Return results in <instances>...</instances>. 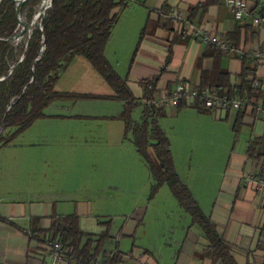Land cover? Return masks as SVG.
<instances>
[{"label":"crops","instance_id":"obj_1","mask_svg":"<svg viewBox=\"0 0 264 264\" xmlns=\"http://www.w3.org/2000/svg\"><path fill=\"white\" fill-rule=\"evenodd\" d=\"M207 1L210 2L205 3ZM244 1L249 10L245 19L239 21L226 0H136L121 11L105 54L126 79L133 95L143 103L144 88L140 79L158 75L161 69L164 72L158 76L156 100L164 93H171L179 84L208 87L217 78L216 69L228 71L231 83L236 84L245 67L249 84L253 87V82L258 80L257 90L264 95V0ZM173 11L184 19L183 28L174 21ZM255 17H260V22L255 23ZM248 26L256 31L252 41ZM193 27L228 39L229 48L203 42L193 36ZM237 31L238 39H231ZM245 47L249 48L248 54L243 50ZM169 53L171 60L167 64ZM56 88L64 92L114 94L113 88L82 56H75L60 73ZM192 105L163 109L169 117H173L174 110L178 112L176 117L181 118V126L184 125L180 132L186 137H189L191 124L197 125L196 130L204 124L210 125L215 128L216 139L230 132L239 118L243 121L241 130L248 128L245 142L231 147L223 167L214 170L209 164L210 173H194L187 164L182 172L177 170L191 190L198 187V191L192 190L194 196L216 223L219 233L232 245L238 264H264V194L247 179L251 173L264 176V97L251 99V104L241 110L209 114L199 112ZM123 108L124 101L114 98L58 101L47 108L46 117L0 149V264H49L52 240L42 235L40 229L50 227L53 215H77L84 232L102 233L105 226L99 220L111 219V214L103 215L99 205L94 210L92 203L87 205V199L79 196L93 195L98 202L112 196L116 201H133L138 207L135 197L141 195L139 176L134 178L131 172H126V177L120 178L117 173L130 167L133 171L135 166L121 155L141 159L134 143L126 136L124 120L118 118ZM95 122H103V135L108 139L103 141V159L110 154V172L105 174L106 181L97 177L92 184L87 182L81 186V191L66 190L56 177L67 168L74 171L97 168L93 162L88 165L84 157L89 142L87 136ZM199 133L201 136L202 131ZM111 139L116 141L113 143L116 147H108ZM255 139L260 142L255 147L249 146ZM221 146L220 143L216 148ZM149 183L146 181L144 187ZM211 183L215 188L206 210L202 201H207ZM174 210L176 205L166 213L171 217L164 237L155 226L154 236L147 245H134L127 253L107 245V251L121 250L125 258L120 264H221L213 260L202 229L192 224V218L189 222L186 213L182 215L185 224L178 235L173 227L178 223ZM139 211L138 208L133 210L127 220L132 227L127 226V231L119 233L118 237L132 236L139 225L144 224L150 209L146 214ZM37 218L39 221L35 224L33 220Z\"/></svg>","mask_w":264,"mask_h":264},{"label":"trees","instance_id":"obj_2","mask_svg":"<svg viewBox=\"0 0 264 264\" xmlns=\"http://www.w3.org/2000/svg\"><path fill=\"white\" fill-rule=\"evenodd\" d=\"M41 1L29 0L21 6L22 11L26 10L29 22ZM128 4V0H54L47 8L42 22L35 24L31 33L18 40H8L19 30V14L14 1L0 2V78H3L0 79V127L4 122L0 133V149L37 120L46 117L47 108L55 102L102 98L122 100L124 108L118 118L124 120L126 136L132 140L152 172L150 198H154L165 183L169 184L180 205L190 213L192 224L202 229L209 242L213 260L220 261L221 264H238L231 251L232 245L219 233L216 223L204 212L176 170L169 137L159 123L164 107H157L154 103L158 98V75L140 79L145 103L140 102L133 95L126 79L115 70L105 54L112 30L121 11ZM248 27L251 28L249 36L252 41L256 31L253 27ZM237 34L238 31L231 39L237 40ZM43 36L45 50L41 59L34 63L40 55ZM243 50L249 53L248 47ZM75 56L87 59L113 88L114 94L59 91L56 84L60 73ZM13 65L14 69L8 74ZM214 73L217 78L208 87L218 88L220 92L230 95H248L256 100L264 97L262 91L249 84L246 67L238 76L240 82L236 84L231 83L228 71L216 69ZM33 77L35 79L31 82ZM13 99L14 102L8 108ZM139 104H143V109L140 120L136 121L132 114ZM186 105L188 104L183 103L180 107ZM192 106L200 111L212 112L198 101ZM242 124V119H237L234 131L239 132ZM259 142L260 139H255L249 146L255 147ZM38 221V218L33 220L35 224ZM99 222L105 226L102 233H87L81 229L77 215H53L50 227L40 229V232L49 236L52 241L62 242L67 251L65 264H120L125 254L119 249L112 252L106 249L111 238L112 219Z\"/></svg>","mask_w":264,"mask_h":264},{"label":"rangeland","instance_id":"obj_3","mask_svg":"<svg viewBox=\"0 0 264 264\" xmlns=\"http://www.w3.org/2000/svg\"><path fill=\"white\" fill-rule=\"evenodd\" d=\"M27 1L29 0H26L23 4H25ZM128 1H129V4H132L136 0H128ZM43 2L44 0H42L40 4L36 6V9H37L36 13L33 15L32 20L30 22L27 17L26 10L22 11V8L20 9V14L22 17L23 16L25 17L24 21L26 24L25 30L22 33L20 38L25 37L27 33H31V31H33L35 24L41 23V18L43 14H40V11L42 9ZM21 28H22V25L19 24L18 32L20 31ZM170 55L171 54L169 53L168 55L169 57L166 59V62L167 60L170 62L171 60ZM162 72H164V70L161 69L158 76ZM138 100L140 102L143 101L141 100V98ZM142 109H143V104H139L135 108L132 114V117L134 120L136 121L140 120ZM184 109L186 110L187 108H184ZM198 111L209 114L208 112H204L200 110ZM177 113L178 112L174 110L173 117H169L165 113V111H162L160 119H159V123L161 127L163 128V130L165 131V133L167 134V136L169 137L170 143L173 145V147H171V150L173 154L174 164H175V167L177 164L176 170L179 169L180 172H182V170L185 169V165L187 164L190 165L194 173L195 171L199 173H205V172L210 173L209 169H211V167L212 169L217 170L223 167L224 164L228 161V158L230 156L231 147L236 146V145L239 146L245 142V138L247 136L246 133L248 131L247 130L248 128L246 127H244L239 132H235L234 129L230 130V132L223 131L224 132L223 136L219 139H216L214 137L215 135L213 132L215 131L214 130L215 128H212L210 125L204 124L200 126L201 128H198L196 130L197 125L191 124L192 129L188 131L189 137H186V135H182L180 132V128H182L184 125L181 126V123H180L181 118L176 117ZM194 113L197 114V112H194ZM233 123H234V120L230 123L231 126H233ZM221 126L224 127L225 125L221 124ZM91 129L92 130H91L90 135L87 136L89 142L87 143L85 147L87 150H85L84 157L86 160L85 162L88 165L92 164L91 162H93L97 165V168H92V169L86 168L85 170L80 169L77 171L69 170V168H67V170H65L63 173H61V175H59V178L56 177L57 182L59 179V183L61 182L60 183L61 186H65L64 188H66V190H70L73 192L81 191L80 190L81 186H83L87 182L92 184V180L94 178L98 179L97 177H101V178L103 177V181H106L105 174L107 172H110L109 169L112 163L110 159L108 158L110 157V154L103 159V157L105 156L103 154V141L108 140L105 137V135H103V122H100V123L95 122L92 125ZM199 131H202L201 136L199 135L200 134ZM60 132H62V130H60ZM29 133H32L31 130ZM210 135L212 137H210ZM111 140H112V144L116 142L114 141V139H111ZM197 140L200 142H197ZM220 143L222 144L221 148L219 149L216 148L218 147ZM112 144H110L108 147H116L115 144L113 145ZM197 146L198 147L201 146L202 148L199 149ZM121 156L125 158V161L131 162L135 166H134L133 171L130 170L132 169L131 167L130 169L124 168V169H121L120 171H117V173L119 174L118 177L120 178L122 176L126 177L125 173L131 172L134 178L137 175L140 178L139 189H141V195L135 197L138 200V207H135L133 201H116L112 196H107L103 198L102 202L96 201L97 198L93 195H90L89 197L79 196V198L87 199L88 202L87 201L85 202L87 203V205L92 203V205L94 206V210H95V207L99 205L100 206L99 212H103V215L111 214L109 217L113 220L112 231H111V234L113 237L109 240L107 245H112L127 253L129 251H132V248L134 245H147L148 241H150L151 238L154 236L155 226H156L155 228L157 229L158 233L164 237V235L167 234L166 232V229L168 227L167 222L170 221V217H171L170 214L169 216H166V213L170 210V208L173 207V205L174 206L176 205V210H174V213H176L175 220L178 222L176 224L174 223L173 227L175 226V230H177L178 235L181 234V229H183V225L185 224V222H183V217H182L183 213L184 214L186 213L187 215L186 217H188L189 222L191 219V215L180 205L178 199L172 192L169 184L165 183L160 188L159 190L160 192L157 193L158 195L156 194L157 197L155 199L154 198L151 199L150 193H151V186L153 183V177H152V172L150 170V167L147 161L141 155L140 157L142 160L140 159V161H138L131 155L125 154ZM209 164L211 165L210 168H208ZM105 165H107V168L105 167ZM148 180L150 181V183L147 185V187H144L146 181ZM209 187H210L209 191L206 194L207 201H202V205L204 206L206 210L210 207V203H211L210 201L212 200L211 198L213 197L212 191L215 188V184L211 183V186ZM192 190L196 192V190L198 191V187H193ZM195 194L196 196H198V193H195ZM74 197H77V196H74ZM136 208L140 210L139 211L140 213H145V214L150 209L149 214H147V217L145 218L144 224L139 225V227L135 230L136 233L134 231L132 236L118 237L119 233L122 234L123 232L127 231V226H131L129 225V223L127 224V220L129 219V216H131L133 210ZM134 227L136 228L137 226L134 225ZM130 229L133 230L132 228Z\"/></svg>","mask_w":264,"mask_h":264},{"label":"built area","instance_id":"obj_4","mask_svg":"<svg viewBox=\"0 0 264 264\" xmlns=\"http://www.w3.org/2000/svg\"><path fill=\"white\" fill-rule=\"evenodd\" d=\"M230 6L235 18L239 21L245 19L248 12V5L244 0H226ZM177 25L183 28L184 19L177 11L171 13ZM254 22H260V17H255ZM193 36L200 37V39L217 48L228 49L229 43L223 37L212 35L207 29H199L193 27L191 29ZM260 82L258 80L253 82V87L258 88ZM199 102L203 107L212 111H227V110H241L251 104V98L248 95L242 96L237 93L230 95L225 92L222 93L215 87H190L189 85L179 84L171 93H164L154 103L157 107H180L183 103L192 105ZM247 179L252 182L256 189L264 194V176H257L255 174H248ZM66 248L60 240L51 241L49 250V264H65ZM140 264V263H134Z\"/></svg>","mask_w":264,"mask_h":264},{"label":"water","instance_id":"obj_5","mask_svg":"<svg viewBox=\"0 0 264 264\" xmlns=\"http://www.w3.org/2000/svg\"><path fill=\"white\" fill-rule=\"evenodd\" d=\"M1 1H2V0H0V2H1ZM11 1H14V2L16 3V8H17V11H18V14H19V24L22 25V28H21L20 31H19L18 33H16L14 36L8 38V40H18V39L21 37V35H22V33L24 32V30H25V25H26V24H25V21H24L25 17H24V16H23V17L21 16V14H20V9H21L22 4H23L26 0H11ZM47 1H49V2L47 3ZM53 1H54V0H44V2H43V4H42V9H41V11H40V14H43V16H42V18H41V22H42V19H43L44 15H45V12H46L47 8H48L50 5H52ZM42 29H43V26H42ZM31 32H32V31H31ZM45 46H46V43H45V36H43V41H42L41 49H40V55L36 58V60L34 61V63L37 62L38 60H40L41 57L43 56V53H44V50H45ZM14 67H15V65H13V66L11 67V69H10V71H9L8 74H11L12 70L14 69ZM33 71H35L34 66H33ZM0 79H3V78H0ZM34 79H35V78L33 77L32 80H31V82H33ZM13 102H14V99L11 100V102H10L8 108L11 107V105H12ZM3 128H4V122L2 123V125H1V127H0V133L2 132Z\"/></svg>","mask_w":264,"mask_h":264},{"label":"bare ground","instance_id":"obj_6","mask_svg":"<svg viewBox=\"0 0 264 264\" xmlns=\"http://www.w3.org/2000/svg\"><path fill=\"white\" fill-rule=\"evenodd\" d=\"M49 1H47V3H48Z\"/></svg>","mask_w":264,"mask_h":264}]
</instances>
